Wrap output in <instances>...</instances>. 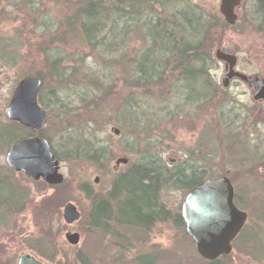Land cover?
Masks as SVG:
<instances>
[{"label":"rangeland","instance_id":"rangeland-1","mask_svg":"<svg viewBox=\"0 0 264 264\" xmlns=\"http://www.w3.org/2000/svg\"><path fill=\"white\" fill-rule=\"evenodd\" d=\"M193 2L226 21L220 12V0ZM83 3L84 0H0V124L9 122L7 107L16 83L25 75L39 73L46 76L47 89L56 88L62 94H71V101H74L69 111H61L59 107H53L51 113L47 110L48 121L43 129L53 136L58 147L64 149V137L83 136L91 129L108 146L103 163L81 159L61 162L65 180L50 187L43 180H33L11 170L6 161L8 147L0 144V172L26 194L20 211L0 204V264H17L24 251L50 263L48 255H37L33 247L36 241L45 242L46 239L56 249L53 264H77L74 259L78 250L95 255L99 264H138L136 256L148 253L159 257L158 264H190L200 255L186 229L172 222L158 223L151 231L112 224L111 233H88L85 216L91 201L80 186L88 183L95 191L105 193L111 187L114 174L134 160V154L125 152L127 143L116 123L117 116L121 123L126 120L123 124L127 125L126 131L137 130L141 143L155 145L169 164L189 159L199 162L210 174L221 175L230 170L232 177L252 167L240 164L248 152L264 151V104L253 99L252 91L244 82L234 80L229 90L236 100L227 106L225 119L220 120L216 114L208 112L179 115L174 114L177 107L173 94L164 87H154L144 94L142 89L135 88V98L139 104L142 102L149 122L147 130H139L137 122L127 120L129 102L122 106L127 91L119 78L127 65H113L109 60L123 53L129 60L134 59L144 46L143 29L133 24L122 25L124 34L121 33L122 42L117 44L119 51L105 48L93 51L84 42L81 21L76 16ZM257 6L256 0H243L237 8L239 20L236 24L226 21L228 26L220 24L211 33V39L221 44L214 48L213 55L219 47L237 54L236 68L250 76H264V31L259 27ZM2 55L6 59L2 60ZM55 59H59L58 64L52 63ZM217 61L218 67L213 68V73L220 82L224 62ZM57 68L64 72L61 79L54 75ZM97 78L106 83L111 79L114 85L111 93L102 98L103 86L91 84ZM233 122L243 125L242 129L238 128L243 145L242 149L239 147L231 153L223 126L233 127ZM114 127L120 129L119 135L112 131ZM121 157L128 158V163L116 166V160ZM96 177L99 178L97 183ZM236 185L235 194L248 211L249 222L264 237V217L260 214L261 206L264 207V190L243 191L238 183ZM186 193L184 189L170 186L163 190L162 198L170 208L177 210L182 207ZM68 202L75 203L82 215L71 224L63 218ZM68 231L81 234L78 244L67 241L65 233ZM262 244L260 252L255 249L257 246L249 248L240 244L226 261L229 264H264V241Z\"/></svg>","mask_w":264,"mask_h":264},{"label":"trees","instance_id":"trees-1","mask_svg":"<svg viewBox=\"0 0 264 264\" xmlns=\"http://www.w3.org/2000/svg\"><path fill=\"white\" fill-rule=\"evenodd\" d=\"M256 2L259 27L264 31V0ZM76 16L81 21L84 42L93 51L98 48L119 51L120 46L117 44L122 42L121 33L124 34L122 25L133 24L143 29L144 46L136 52L134 59L129 60L127 54L123 53L118 58L109 60L113 65H127L124 66L126 71L124 70L119 78L127 91L122 106L129 102L127 120L133 119L137 122L139 130H147L149 122L142 102L139 104L135 98V88L142 89L141 93L144 94L154 87H164L173 94V101L176 102L177 109L174 114L208 112L216 114L220 120L226 118L227 106L236 99L231 96L229 89L217 81L213 73V68H217L219 64L213 50L221 44L220 41L216 43L211 39V33L221 26L220 24L228 26L220 16L215 17L208 13L193 0H84ZM58 62L59 59H55L52 63ZM37 75H41L44 81L39 100L45 109L49 113L53 107L69 111L70 103L74 102L71 101V94H62L56 88L47 89L46 76L39 73ZM54 75L61 79L64 72L57 68ZM91 84L103 86L100 98L111 93L114 87L111 79L106 83L97 78L93 79ZM116 121L121 127L122 139L127 143L125 152L134 154L135 158L123 170L114 174L111 187L105 193L95 191L88 183L81 184V189L91 201L90 210L85 216L86 231L111 233L112 224L151 231L158 223L165 222L185 228L182 207L177 210L170 208L162 198L163 190L173 186L188 191L217 175L210 174L199 162L189 159L178 164H169L155 145L141 143L137 130L126 131L127 125H123L126 120L121 123L117 116ZM231 126H223V131L227 132L224 136L230 142L239 144L242 141L241 131L238 126ZM35 135L50 140L55 156L60 162L81 159L100 164L108 151V146L92 129L83 136L64 137V149H60L53 136L48 135L44 129L33 131L14 121L9 129H2L1 141L3 146L9 147L22 138ZM25 196L19 185L0 172V204L20 211L23 209ZM248 231L249 227L246 225L240 236ZM188 237L192 238L189 234ZM33 247L37 255H48V260L53 264L56 249L49 240L36 241ZM74 260L77 264L100 263L95 255L86 250H78ZM158 260L156 254L136 256L138 264H158ZM190 262L218 264L216 260H207L201 255L197 261Z\"/></svg>","mask_w":264,"mask_h":264},{"label":"water","instance_id":"water-1","mask_svg":"<svg viewBox=\"0 0 264 264\" xmlns=\"http://www.w3.org/2000/svg\"><path fill=\"white\" fill-rule=\"evenodd\" d=\"M243 0H220V12L225 20L233 25L238 20L236 9ZM215 57L226 63L225 73L220 83L224 88L231 86V79L237 78L249 85L255 101L264 100V77L257 74L249 76L235 69L237 55L225 52L221 48L215 51ZM43 81L41 77L29 75L23 78L16 87L10 104L8 115L13 121L33 129H42L48 113L39 102V93ZM117 135L120 129L112 130ZM6 161L10 168L23 172L28 178L43 179L50 185L64 182L61 163L55 156L48 138L30 136L12 144L7 150ZM128 158L116 160V166L128 163ZM99 178H95L97 183ZM235 190L227 176H216L207 179L200 186L191 188L185 195L182 214L187 233L193 238L199 254L207 260H215L232 250V240L244 227L248 214L240 209L234 201ZM82 217L81 211L73 202L64 206L63 218L66 223H74ZM67 241L73 245L80 242L78 231L65 233ZM17 264H50L30 252L19 255Z\"/></svg>","mask_w":264,"mask_h":264},{"label":"flooded vegetation","instance_id":"flooded-vegetation-1","mask_svg":"<svg viewBox=\"0 0 264 264\" xmlns=\"http://www.w3.org/2000/svg\"><path fill=\"white\" fill-rule=\"evenodd\" d=\"M237 8H239V7H237ZM236 12H237V9H236ZM237 14H238V20H239V13L237 12ZM222 50H224L225 52H228V53H232L230 51H227L224 47L222 48ZM232 54H235V53H232ZM235 55H237V54H235ZM1 58H2V60L6 59V57L3 56V55H2ZM237 64H238V62H237ZM237 64H236V66H237ZM236 66H235V68H236ZM225 68H226V63L224 62V72H225ZM31 75L39 76V77H41V79L43 81V78H42L41 75H37V74H31ZM257 75H259V74H257ZM27 76H29V75H25V76L21 77L20 80L16 83V85H15L13 91H12L11 98L13 96V93H14L16 87L20 83V81L23 78L27 77ZM259 76L264 77L263 75H259ZM234 80H238V79L237 78L231 79V84H232V82ZM43 83H44V81H43ZM245 84L249 87V85L247 83H245ZM42 88H43V85H42ZM42 88H41V90H42ZM250 90L252 91L251 88H250ZM39 95H40V93H39ZM11 98L9 100L8 106L10 104ZM256 102L257 103L264 104V100L256 101ZM7 116L9 118V122L8 123H5L4 125H1L0 124V144H1V146L3 145L2 144V141H1V132H2V129H9L10 128V125H11V122L13 121V120H11V118L8 115V107H7ZM14 122H17V123L21 124L18 121H14ZM233 124H235V125H233L234 128L238 126V128L241 129V126L243 127V125H240V124H238L236 122H233ZM21 125L24 126L23 124H21ZM24 127L29 128L27 126H24ZM29 129H31L33 131L34 130L41 131L43 128L42 129L29 128ZM234 131L235 130H233V132ZM35 136L38 137V135H35ZM225 141L228 142V145H229L228 150H230L231 153H234L236 151L235 149H237L239 147L242 149V145H243L242 142H240L239 144L233 143V142H230V140H228L226 137H225ZM6 154H7V152H6ZM243 155H245V154L243 153ZM240 164L241 165H247V166L249 165V166H252V167L247 168L246 170L243 169V170L237 172L236 174L232 175V177L230 176V173H231L230 170L227 172V174H221L222 176H227L230 179L231 183L233 184V187H234L235 192L238 189L236 183L239 184V186L242 188L243 191H262V190H264V180H263V178H264V151L263 152H259V151L258 152H254V151L248 152L247 157H245L244 159H242V161H240ZM236 199H237V201H236ZM235 204L240 209L245 210L242 207V202L238 200V197L236 196V194H235ZM261 207H262V209L260 210V214L264 217V207L263 206H261ZM245 211L248 214V218H247V221H246L244 227L246 225H248L249 231L243 233L241 236H240V233H241L240 232L232 240V250L231 251H233L234 249H239V245L241 244V245H244L245 247L247 246L249 248L250 247L253 248L254 246H257L255 249L260 252V249L259 248L261 246H263L262 241H264V237H262L261 234H260V232L258 231V229L249 222V213H248L247 210H245ZM229 254H224V255L220 256L219 258H217L215 260L218 262V264H229L226 261L228 259Z\"/></svg>","mask_w":264,"mask_h":264}]
</instances>
